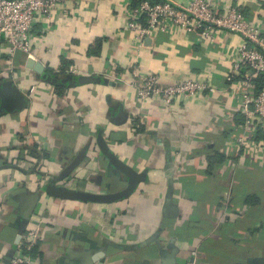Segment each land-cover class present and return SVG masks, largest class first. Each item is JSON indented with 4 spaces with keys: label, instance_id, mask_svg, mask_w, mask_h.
<instances>
[{
    "label": "crops",
    "instance_id": "1",
    "mask_svg": "<svg viewBox=\"0 0 264 264\" xmlns=\"http://www.w3.org/2000/svg\"><path fill=\"white\" fill-rule=\"evenodd\" d=\"M206 1L264 24V0ZM130 3L62 0L29 56L0 46V264L36 221L31 264H187L193 250L195 264H264V131L230 144L247 134L226 80L241 38L161 32L136 48ZM134 62L215 92L141 101Z\"/></svg>",
    "mask_w": 264,
    "mask_h": 264
},
{
    "label": "built area",
    "instance_id": "2",
    "mask_svg": "<svg viewBox=\"0 0 264 264\" xmlns=\"http://www.w3.org/2000/svg\"><path fill=\"white\" fill-rule=\"evenodd\" d=\"M62 0H0V46L12 57L16 52L31 53L33 29L38 20L47 19L58 9ZM125 30L130 32L136 48L158 33L170 35L190 34L210 44L219 41L221 36L237 35L241 45L236 49V60L226 80L229 96L236 102L235 107L244 116V137L232 139L234 147H253L252 140L259 130L264 131V24L250 20L241 8L232 7L227 11L206 0H191L180 4L175 0L162 3L140 2L129 10ZM138 51V50H137ZM131 85L141 101L158 96L164 102L174 97L192 98L201 93H214L215 88L205 78L187 80L171 85H161L155 73L144 72L135 62L130 68ZM263 85L256 90L258 78ZM35 222V221H34ZM41 226L36 221L33 227L22 234L20 254L7 264H31V251L40 238ZM197 251L191 252L187 264H195Z\"/></svg>",
    "mask_w": 264,
    "mask_h": 264
},
{
    "label": "trees",
    "instance_id": "3",
    "mask_svg": "<svg viewBox=\"0 0 264 264\" xmlns=\"http://www.w3.org/2000/svg\"><path fill=\"white\" fill-rule=\"evenodd\" d=\"M148 2L150 4H157V3H162L163 0H131L130 6L131 7H136L140 2ZM101 44V41L98 40L96 42V48H99ZM256 84V90H260L263 85V78H258L257 81L255 82ZM224 159V156L220 153H215L213 156H208L207 161H208V167L211 169L214 164H220V162Z\"/></svg>",
    "mask_w": 264,
    "mask_h": 264
},
{
    "label": "water",
    "instance_id": "4",
    "mask_svg": "<svg viewBox=\"0 0 264 264\" xmlns=\"http://www.w3.org/2000/svg\"><path fill=\"white\" fill-rule=\"evenodd\" d=\"M26 66L29 68V69H32L34 70L36 73L38 74H43V68L42 66L39 64V63H36L34 62L33 60L31 59H28L27 62H26Z\"/></svg>",
    "mask_w": 264,
    "mask_h": 264
}]
</instances>
